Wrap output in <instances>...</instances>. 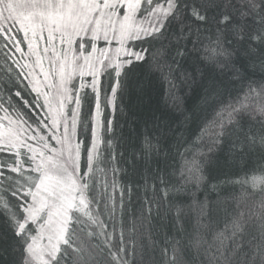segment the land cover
<instances>
[{
    "label": "snow or ice",
    "instance_id": "snow-or-ice-1",
    "mask_svg": "<svg viewBox=\"0 0 264 264\" xmlns=\"http://www.w3.org/2000/svg\"><path fill=\"white\" fill-rule=\"evenodd\" d=\"M0 73V264H264V0H0Z\"/></svg>",
    "mask_w": 264,
    "mask_h": 264
},
{
    "label": "trees",
    "instance_id": "trees-1",
    "mask_svg": "<svg viewBox=\"0 0 264 264\" xmlns=\"http://www.w3.org/2000/svg\"><path fill=\"white\" fill-rule=\"evenodd\" d=\"M197 99L198 96L196 94L188 97L185 100L186 106L191 107L197 102ZM156 105L163 107L160 97L153 91L151 84L145 81L142 89L133 87L130 90L129 95L124 100L125 113L121 116V113L118 111L117 117L121 119V122L127 128L133 117H141L150 107Z\"/></svg>",
    "mask_w": 264,
    "mask_h": 264
}]
</instances>
